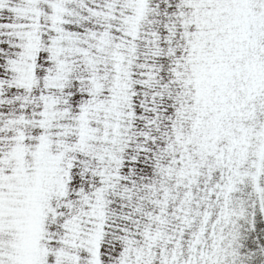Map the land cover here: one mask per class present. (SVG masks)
I'll return each instance as SVG.
<instances>
[{
    "label": "snow or ice",
    "instance_id": "6c2138e0",
    "mask_svg": "<svg viewBox=\"0 0 264 264\" xmlns=\"http://www.w3.org/2000/svg\"><path fill=\"white\" fill-rule=\"evenodd\" d=\"M0 264H264V0H0Z\"/></svg>",
    "mask_w": 264,
    "mask_h": 264
}]
</instances>
